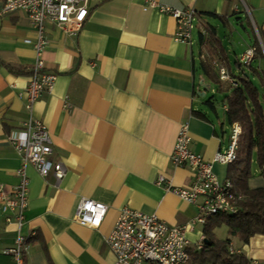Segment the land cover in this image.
Instances as JSON below:
<instances>
[{
	"label": "crops",
	"instance_id": "0c3cea01",
	"mask_svg": "<svg viewBox=\"0 0 264 264\" xmlns=\"http://www.w3.org/2000/svg\"><path fill=\"white\" fill-rule=\"evenodd\" d=\"M156 1L194 9L197 38L189 44L177 41L174 18L144 8L145 0H88L86 18L74 36L46 23L48 43L42 58L44 70L55 80L30 111L23 90L34 62L36 33L24 10L0 14V184L9 189L17 183L21 159L9 135L21 132L30 114L46 125L51 158L66 168L56 181L51 175L42 178L32 165L26 167L28 196L20 228L26 248L21 264H116L105 237L124 207L153 213L169 225L197 215L195 205L155 181L163 175L180 187L192 180L191 170L172 166L169 158L181 122L188 123L190 148L205 160L228 143L224 112L210 110L201 98L206 91L201 96L199 82L207 89L211 82L200 64L207 56L199 33L208 23L218 36L222 29L228 41L234 35L237 42L231 50L238 60L235 49L241 47L242 53L255 38L264 45L257 32L264 35V0ZM2 4L0 0V9ZM209 13L224 17L226 26ZM224 51L236 72L229 49ZM251 65L264 74V55L255 54ZM227 167L213 163L212 170L224 180ZM246 184L264 189V175L254 160ZM81 198L106 205L98 228L74 220ZM6 215L0 211V264H16L9 250L15 246L17 226L7 222ZM204 225L197 223L186 232L192 248L203 241ZM213 233L229 239L231 252L264 264V234L243 242L230 236L227 226H217Z\"/></svg>",
	"mask_w": 264,
	"mask_h": 264
},
{
	"label": "built area",
	"instance_id": "2783aa9c",
	"mask_svg": "<svg viewBox=\"0 0 264 264\" xmlns=\"http://www.w3.org/2000/svg\"><path fill=\"white\" fill-rule=\"evenodd\" d=\"M88 0H3L0 14L15 9L24 10L30 18L36 33L32 42L35 57L28 83L23 93L26 98V109L31 110L33 103L53 87L55 75L44 70L42 54L48 43L45 26L52 23L65 34L74 36L82 27L88 11ZM144 8H154L174 18L177 41L189 44L195 28L196 12L192 8H177L145 0ZM200 33L205 34L204 30ZM255 48H246L238 61L246 66L250 63ZM220 80L235 83L226 67L215 64ZM65 105L68 104L65 102ZM226 106L223 105V110ZM229 140L222 151H217L211 160H205L190 148L191 136L186 121L179 124L170 163L174 167H185L192 171V180L186 186H173L163 175L156 179L157 185L174 192L182 200L197 207V215L181 225H169L155 214L124 207L111 229L105 242L115 256L116 264H188V249L192 248L185 234L197 223L205 224L215 214L232 215L238 212L239 203L244 195L237 191L228 178L219 180L212 170L213 163L230 164L236 155V140L240 133L237 123L230 126ZM9 140L20 156L21 165L16 170L17 183L9 189L0 184V211L6 213L5 220L17 226L15 246L9 250L16 264H21V254L26 248L20 228L24 222V211L27 206L29 180L26 174L27 165H32L37 173L46 178L53 176L61 180L66 172L65 166L51 158L52 142L46 125L31 114L23 122L21 132H13ZM106 212V205L99 201L81 198L74 213V220L82 225L98 228ZM203 241L194 245L201 249ZM249 264H261L250 261Z\"/></svg>",
	"mask_w": 264,
	"mask_h": 264
},
{
	"label": "trees",
	"instance_id": "16d2710c",
	"mask_svg": "<svg viewBox=\"0 0 264 264\" xmlns=\"http://www.w3.org/2000/svg\"><path fill=\"white\" fill-rule=\"evenodd\" d=\"M217 18L224 26L226 19L216 13H209ZM249 22V19L246 16ZM205 34L199 33V40L203 46L208 62L201 60V67L210 82L217 84L218 90L225 92L223 110L225 121L231 126L237 123L240 133L237 137L235 159L228 164L227 178L233 187L244 195L239 203V210L232 215L215 214L209 217L203 228V242L201 249H188V264H249L247 258L238 252H231L229 239L220 240L215 237L213 229L225 224L230 236H238L246 242L254 234H264V189H249L246 181L252 175V161L254 160L264 175V74L251 65L243 66L238 60L233 63L236 72L230 69L221 38L216 28L208 23L203 25ZM258 35L264 42V35L257 29ZM255 54L262 57L261 46L255 38L253 41ZM227 66L228 72L235 83L222 81L213 71L215 64ZM206 104L215 111L213 98H208ZM222 105V106H223ZM206 119L204 115L195 113Z\"/></svg>",
	"mask_w": 264,
	"mask_h": 264
},
{
	"label": "rangeland",
	"instance_id": "374dc122",
	"mask_svg": "<svg viewBox=\"0 0 264 264\" xmlns=\"http://www.w3.org/2000/svg\"><path fill=\"white\" fill-rule=\"evenodd\" d=\"M243 9H244L245 12H247V10H246L245 8H243ZM245 15H246V14H245ZM195 25H196V23H195ZM197 35H198V33H197V28H196V26H195V28H194V30H193V37H194V38H197ZM219 36H220V38H221V40H222L223 46H224L225 48L229 49V60H230V64H231V66H232V68H233V70H234L235 68H234V66H233V63H234V61H235V55H234L233 51L231 50V48L233 47L232 45H233L234 43L237 42V41H236L237 39H236V37L233 35V36L230 38L231 41H228V39L225 37V35H224L222 29H220ZM235 41H236V42H235ZM234 46H235V45H234ZM241 49H242L241 47L235 49L236 54L238 55V59H239V57H240V53H239V52H240ZM204 59H205V63H209V62H208V57H204ZM214 68H215V66H214ZM214 68H213V71H214ZM216 73H217V72H216ZM211 97H212L213 100H214V105H215V107H216L217 112L222 114V112H223V106H222V105H223L224 93L221 92V91H219V90H218V86H217V84H215V83H213V82L210 83V87H208V89L206 90V95H205V97H201V98H204L205 100H207L208 98H211ZM230 132H231L230 126H229V124L225 121V123H224V133H225V140H226V143H227L228 140H229V134H230ZM226 145H227V144H226ZM220 226H226V225H225V224H222V225H220ZM220 226H219V227H220Z\"/></svg>",
	"mask_w": 264,
	"mask_h": 264
},
{
	"label": "water",
	"instance_id": "95a60500",
	"mask_svg": "<svg viewBox=\"0 0 264 264\" xmlns=\"http://www.w3.org/2000/svg\"><path fill=\"white\" fill-rule=\"evenodd\" d=\"M259 42H260L261 47L264 48V45H262V43H261L260 40H259ZM199 84H200V86H201V88H202V91H201L200 94H201V96H204L205 91H206V89H207V86H206L202 81H200ZM203 242H206V240L203 239Z\"/></svg>",
	"mask_w": 264,
	"mask_h": 264
}]
</instances>
